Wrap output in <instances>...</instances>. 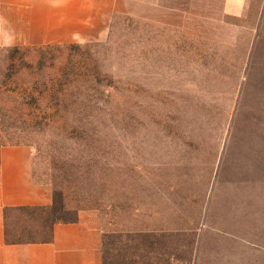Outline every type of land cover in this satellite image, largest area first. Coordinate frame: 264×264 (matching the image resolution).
Here are the masks:
<instances>
[{
    "label": "rangeland",
    "instance_id": "374dc122",
    "mask_svg": "<svg viewBox=\"0 0 264 264\" xmlns=\"http://www.w3.org/2000/svg\"><path fill=\"white\" fill-rule=\"evenodd\" d=\"M247 6L123 2L90 41L0 48V148L31 147L53 198L9 212L12 239L93 212L104 264H264V0Z\"/></svg>",
    "mask_w": 264,
    "mask_h": 264
},
{
    "label": "crops",
    "instance_id": "0c3cea01",
    "mask_svg": "<svg viewBox=\"0 0 264 264\" xmlns=\"http://www.w3.org/2000/svg\"><path fill=\"white\" fill-rule=\"evenodd\" d=\"M123 2L159 5L170 0H0V14L11 29L0 33V45L15 46L87 42L104 33L108 20ZM225 17L249 15L247 0H224ZM261 24H264V17ZM16 36L13 37L11 30ZM254 44L250 66L263 73L264 59ZM258 60V62H257ZM53 204L51 191L33 173V152L26 145L0 148V264H104V233L97 215L80 214L77 220L56 223L49 240L14 241L9 234V212Z\"/></svg>",
    "mask_w": 264,
    "mask_h": 264
},
{
    "label": "clouds",
    "instance_id": "9594fccd",
    "mask_svg": "<svg viewBox=\"0 0 264 264\" xmlns=\"http://www.w3.org/2000/svg\"><path fill=\"white\" fill-rule=\"evenodd\" d=\"M49 2L53 3L54 5H59L61 3L66 4L67 0H49ZM6 28L11 29V23L6 16L0 14V33H3L6 30ZM11 32L13 37H15L16 36L15 30L12 29ZM13 47H15V40L7 42L4 45H0V48H5V49H10Z\"/></svg>",
    "mask_w": 264,
    "mask_h": 264
}]
</instances>
